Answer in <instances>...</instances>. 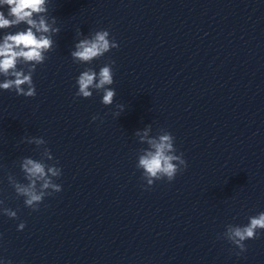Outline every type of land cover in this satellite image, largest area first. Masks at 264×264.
Instances as JSON below:
<instances>
[{
  "label": "clouds",
  "instance_id": "9594fccd",
  "mask_svg": "<svg viewBox=\"0 0 264 264\" xmlns=\"http://www.w3.org/2000/svg\"><path fill=\"white\" fill-rule=\"evenodd\" d=\"M47 5L48 0H0V9L7 7V13L0 10V30L26 25L23 30L15 33L7 32L0 41V76L5 77L0 82V89L15 91L18 96H36L33 73L37 65L47 59L46 53L53 49L52 34L60 32V28L54 26L55 17L49 23L45 15L48 12ZM78 35L82 34L78 32ZM109 37V31L99 30L90 38L80 39L71 52L73 62L91 64L93 60L101 58L111 49L118 48V43ZM112 64L114 61L100 67L98 72L91 67L80 72L76 79L78 91L75 95L87 99L93 96V90L102 92L101 103L111 106L116 96L115 89L110 87L114 83ZM19 65L24 67H18ZM117 108L122 112L124 105H117ZM119 114L115 113L117 116ZM97 119H99L97 115L92 117L93 121ZM149 131L150 128H146L143 134L137 133L140 142L146 143L148 147L142 149L136 167L142 170V179L146 181L147 186H152L155 181L163 179L171 182L188 167L187 161L183 153L176 154L175 138L170 132L163 130L157 137H149ZM25 140L38 147L47 143L43 137H26ZM43 156L46 160L31 157H24L21 160L20 169L27 183L19 182L13 175L8 176L16 195L23 197L25 206L33 211L39 210V205L46 196L62 191V185L55 182L62 175V169L57 166L59 162L53 164L46 162L54 159L47 147H44ZM3 204L4 201L0 200V206ZM0 211L10 218H17V212L10 208L0 207ZM248 221L243 226L229 224L221 234V238L239 250L237 255L247 251L245 241L258 238L259 231L264 230V212L250 216ZM25 226L24 222H20L18 230H23ZM0 264L11 262L0 260Z\"/></svg>",
  "mask_w": 264,
  "mask_h": 264
}]
</instances>
